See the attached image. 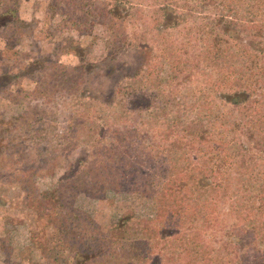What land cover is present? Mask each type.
Masks as SVG:
<instances>
[{
    "label": "trees",
    "instance_id": "trees-1",
    "mask_svg": "<svg viewBox=\"0 0 264 264\" xmlns=\"http://www.w3.org/2000/svg\"><path fill=\"white\" fill-rule=\"evenodd\" d=\"M124 1L131 2L114 0L110 8ZM169 1L177 18L164 24L163 8V18H153L163 28L158 52L177 49L182 60L155 96L131 106L121 98L83 103L82 114L95 102L103 107L95 111L99 119L83 120L88 148L72 169L98 178L96 203L109 214L77 207L81 191L68 175L50 189L22 187L23 203L45 238L40 264H264V0ZM12 2H1L2 16L17 14ZM118 8L109 10L108 23L129 16L126 6ZM171 26L182 42L169 38ZM72 110L68 127L81 120L78 106ZM23 115L26 126L43 130ZM109 119L121 120L130 137L107 141ZM22 172L37 174L33 166ZM144 201L153 210L140 218L136 209ZM55 206L78 222L58 220Z\"/></svg>",
    "mask_w": 264,
    "mask_h": 264
},
{
    "label": "rangeland",
    "instance_id": "rangeland-1",
    "mask_svg": "<svg viewBox=\"0 0 264 264\" xmlns=\"http://www.w3.org/2000/svg\"><path fill=\"white\" fill-rule=\"evenodd\" d=\"M4 1L13 6L12 0H0V87L9 84L0 89V264L7 259L9 264H40L43 258L46 260L42 248L45 238L23 203L24 183L30 190H45L68 175L81 191L75 199L77 207L87 211L101 208L104 216L109 214L108 207L96 203L98 178L74 174L72 169L88 148L82 144L86 135L83 120L99 119L95 111L103 107H96L95 102L89 105L88 114H82L83 103L90 98L97 102L121 98L130 106L147 104L182 60L177 49L158 52L161 41L156 42V37L163 28L153 18L161 19L160 8L167 15L164 24L172 23L178 14L169 0H144L139 4L131 0L118 4L127 7L129 16L108 23L110 9H115L113 13L123 10L110 8L114 0H17V14L11 17L1 15ZM85 9L89 16H84ZM170 28L169 38L182 42L184 36ZM139 70L136 82L131 81L132 73ZM130 81L132 88H128ZM160 89L170 95L168 86ZM69 96L74 99L66 101ZM77 106L81 120H74L68 127L67 119L73 118L72 109ZM105 110L108 116L110 108ZM25 113L31 118L29 123L40 122L41 132H36L35 124L26 126L21 119L26 120ZM107 123V141L130 137L121 120L109 119ZM74 135L79 136L76 145H72ZM31 166L37 172L32 177L31 172H22ZM152 210L150 202L144 201L136 209L137 216L144 218ZM55 211L58 220L78 222L62 206H55ZM105 219L100 217L99 222ZM32 234H37L36 240H32Z\"/></svg>",
    "mask_w": 264,
    "mask_h": 264
}]
</instances>
